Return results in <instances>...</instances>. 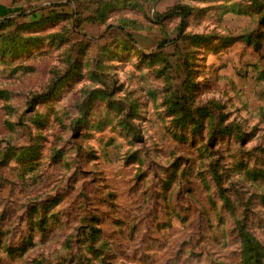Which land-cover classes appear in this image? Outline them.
<instances>
[{
	"label": "rangeland",
	"instance_id": "1",
	"mask_svg": "<svg viewBox=\"0 0 264 264\" xmlns=\"http://www.w3.org/2000/svg\"><path fill=\"white\" fill-rule=\"evenodd\" d=\"M0 9V264H256L264 0Z\"/></svg>",
	"mask_w": 264,
	"mask_h": 264
},
{
	"label": "trees",
	"instance_id": "2",
	"mask_svg": "<svg viewBox=\"0 0 264 264\" xmlns=\"http://www.w3.org/2000/svg\"><path fill=\"white\" fill-rule=\"evenodd\" d=\"M9 12L7 11V12H5V14L6 13L8 14ZM3 27H4V23H1L0 28H3ZM223 202L225 203L226 207H228L229 209H232L231 198L226 197V198H224ZM240 230H241L240 231V237L242 238V248H243V254H244L245 261L250 263V262L256 260V262H255L256 264L260 263L264 259V252L261 249V247L259 246V243L255 240L256 243L254 244V246L255 247L259 246V250H255V247L251 249V245H253V240L251 239V237L248 233H245L246 231L244 228H242ZM65 248H67V247L65 246Z\"/></svg>",
	"mask_w": 264,
	"mask_h": 264
}]
</instances>
